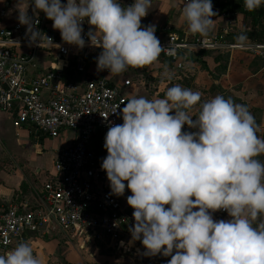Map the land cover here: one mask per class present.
Masks as SVG:
<instances>
[{
	"label": "clouds",
	"instance_id": "1",
	"mask_svg": "<svg viewBox=\"0 0 264 264\" xmlns=\"http://www.w3.org/2000/svg\"><path fill=\"white\" fill-rule=\"evenodd\" d=\"M151 2L122 7L120 0H31L32 14L19 10L17 20L29 46L60 47L37 27L42 11L63 42L82 50L87 36V46L102 49L97 71L118 75L153 64L167 48L155 25H141ZM262 5L244 0L248 11ZM182 12L189 32L202 37L200 47H210L212 0H183ZM85 21L94 26L87 32ZM236 40L245 47L248 37ZM123 105V122L110 123L104 136L100 168L111 195L131 192L129 243L140 241L146 257H170L167 264H264V161L257 158L264 155V139L247 106L222 95L201 103L199 92L179 84L164 98H131ZM196 105L198 114L190 116ZM218 210L230 218L214 219ZM0 264L41 261L29 243L18 242L0 254Z\"/></svg>",
	"mask_w": 264,
	"mask_h": 264
},
{
	"label": "built area",
	"instance_id": "2",
	"mask_svg": "<svg viewBox=\"0 0 264 264\" xmlns=\"http://www.w3.org/2000/svg\"><path fill=\"white\" fill-rule=\"evenodd\" d=\"M132 3L133 0H129L127 5ZM4 18L5 7L0 9V19ZM51 22L42 11L39 13L37 27L60 47L29 46L25 26L18 21L0 26V111L7 114L17 128L32 126L50 137L58 136L64 129H72L76 136L71 145L60 150L54 158L55 171L44 182L41 207L31 208L14 202L0 209V250L4 253L40 232L43 235L77 233L86 242L104 245L119 259L129 261L130 254L143 255L144 251L140 241L129 243L133 208L127 204L125 193L120 197L110 194L106 173L100 168L105 155L93 148L96 134L103 146L109 124L123 122L120 109L129 98L122 92V85L112 81L114 75L107 69L99 71L84 85L65 82L57 68L34 72L31 68L39 52L50 51L59 58L68 59L72 55H82L83 50L86 55L97 57L102 50L87 46V36L82 50L63 42L59 32L47 31ZM89 27L92 26L85 21L84 31ZM155 35L161 47H167L161 55L171 60L177 71L186 69L188 57L202 50H242L264 57V43L246 42L245 47H239L237 42L208 35L210 47L206 49L200 47V35L156 31ZM79 69L83 70L81 66ZM129 84L130 81L125 80L124 85ZM217 215L218 219L230 218L226 210H219ZM150 258L156 261L169 257Z\"/></svg>",
	"mask_w": 264,
	"mask_h": 264
},
{
	"label": "crops",
	"instance_id": "3",
	"mask_svg": "<svg viewBox=\"0 0 264 264\" xmlns=\"http://www.w3.org/2000/svg\"><path fill=\"white\" fill-rule=\"evenodd\" d=\"M26 2L21 5L20 11L24 12L28 8V14H32V5L30 4L31 0H24ZM129 0H120L122 3V7L128 6ZM62 2H66V0H62ZM179 2V4H178ZM159 3L155 7L158 6V13L154 18V25L156 26V32H177L180 34L186 35H197L191 34L189 31L185 30L181 27L177 22L178 20L173 19L169 22L168 26H161V21L164 19L165 15L168 13V10L173 6L177 7V12L180 13V18H184L182 13L183 2L181 0H174V4L163 6V0H152L151 9L153 7L152 4ZM176 3V4H175ZM181 4V5H180ZM9 6V4H7ZM5 7V15H6V6L4 4L0 5V9ZM161 9H163V13L160 14ZM19 14V12H18ZM148 15V14H147ZM141 18L142 27L146 23L145 20L147 18ZM18 21L14 18H4L0 19V26L8 25ZM183 23L186 24L183 20ZM50 28L47 27V31L50 33H58L59 30H55L52 28V22L49 24ZM94 27V26H92ZM60 33V32H59ZM199 36V35H198ZM237 42L236 39L232 40ZM248 42H251L247 40ZM202 52L200 57H196L199 55L198 53ZM200 52L194 53L188 57L189 63L187 65L188 72L192 71V86L191 90L197 88V92L201 94V103L213 98L216 95H222L225 98L231 97L235 103L246 105L248 110L252 115H255V124L256 130L260 133V138H264V131H262L261 126L263 125L264 118V107L258 104H253L251 97L253 95H258L257 100L264 102V80H260L261 75L264 74V62L261 60L260 56H256L250 52L242 51V50H234L231 52H213L202 50ZM96 56L94 54L86 55L84 50L82 51V55L76 56L72 55L68 59L59 58L56 54L50 51L39 52L34 60V67L31 68L34 72H45L49 71L53 68H57L62 72V78L65 82L74 83L76 85H84L85 82L92 77H95L99 74L97 71L96 65ZM72 62H75V65L72 66ZM155 64H159L160 66L156 67ZM59 66V67H58ZM79 66L83 68L81 71ZM184 69V70H186ZM184 70L177 71L173 62L163 55L160 54L159 58L151 65L145 67H128L126 71L114 75L112 77V81L114 83H118L122 85V92L129 98H135V94L133 96L129 95V87L133 84L136 86H141L140 82L142 78H149L150 81L145 80L143 83V87L146 91L151 87L152 81L159 82L160 85L158 87L154 86L155 89H160L163 85L167 83L179 84L181 87H188V79L184 81H179L180 72ZM134 73V76H130V73ZM179 74V76L177 75ZM129 75V76H128ZM168 77H171L169 79ZM176 77V78H174ZM179 77V78H178ZM167 79V80H166ZM125 80H129V85H124ZM185 83L183 85V83ZM260 82H263L261 84ZM258 84V87L262 86L259 90L255 89L252 84ZM170 86V87H171ZM257 87V88H258ZM199 88H204L203 90ZM151 89V88H150ZM190 89V88H189ZM193 91V90H192ZM256 93V94H255ZM151 94V93H150ZM145 97V96H143ZM152 100L158 99L156 94L150 95ZM203 99V100H202ZM258 108V111L253 113L252 109ZM199 111V105L193 106L188 110V114L190 116L197 115ZM4 112L0 111V114ZM5 114V113H4ZM7 115V114H6ZM8 116V115H7ZM9 117V116H8ZM10 118V117H9ZM195 119V117H193ZM260 121L258 122L257 120ZM12 120V119H11ZM188 128L187 125H185ZM17 128V127H16ZM18 130L24 131L28 137H32L36 140L35 146L38 147V150H42L39 156L42 157V153L44 151H49V158L52 161V167L47 168L41 162H38L36 165V177L31 180V183L28 182L27 178H24L23 174H16L17 171L13 174H5L0 176V199L2 201L1 208H6L5 205H9L14 202H20L25 204L31 208H39L41 207V195L43 192L44 182L47 178L55 171L54 168V158L56 154L68 146L71 145L73 140L75 139L76 132L72 129H64L61 133L56 137H46L43 141L39 140V135H33V132H37L35 128L32 126H24L22 128H17ZM191 131V129H188ZM1 139V136H0ZM39 144V145H38ZM24 181L29 183V190L23 192L21 189L24 186ZM15 191H19V194H15ZM219 211V210H218ZM30 239L29 237L27 240ZM0 254H3L0 250ZM135 257L138 256L141 258V254L132 253ZM144 256V255H143ZM151 261V264H160L161 260L153 261L150 257H146ZM167 259H170L167 258ZM132 258L129 260L131 261ZM166 260V259H165ZM140 264H144L141 262Z\"/></svg>",
	"mask_w": 264,
	"mask_h": 264
},
{
	"label": "rangeland",
	"instance_id": "4",
	"mask_svg": "<svg viewBox=\"0 0 264 264\" xmlns=\"http://www.w3.org/2000/svg\"><path fill=\"white\" fill-rule=\"evenodd\" d=\"M173 2L174 0H163V6L174 4ZM218 2L221 3V5L212 3L213 11L216 15L211 17L214 21L209 35H223L225 32L227 33L230 31L241 32L243 30H253V27L251 26V19L246 16L244 9L242 8L243 4L241 5L239 3L240 0H218ZM23 3L26 4L24 0H0V5L4 4L6 6L5 18L17 19L18 12L20 10L19 5L22 6ZM7 4H9V6H7ZM158 4L159 3L152 4L153 7L149 9L144 26L149 24L154 25V18L159 11L158 6H155ZM162 13L163 9H161L159 16ZM181 15L183 16V12ZM173 19L178 20V24L185 30L189 31L188 26L183 23L184 18H180V13L177 12L176 6H173L168 10V13L161 21V26H168L169 22ZM261 60L264 62V57L261 58ZM155 66L159 67L160 65L155 64ZM187 70H189V68L180 72V79L177 80L184 81L185 79H188V87L191 89L192 80L190 79L192 77V71L188 72ZM179 74L177 75L179 76ZM129 75L134 76V73L132 72ZM260 78V80L263 81L264 74L261 75ZM145 80L150 81L149 78L144 77V79L142 78L140 81L142 83L141 86H136L135 83L129 87V95L133 96L135 94V98L145 96L146 99L152 100L150 95L156 94L158 97L164 98L166 90L171 86V83H167L163 85V87H160V89L157 88L156 90L154 86L158 87L160 83L152 81L153 83H151V89L149 88V90L146 91L143 87ZM260 83L263 84V82ZM184 84L185 83H183V85ZM252 85L257 90L262 88V86L258 87V84L256 83L255 85ZM196 89L197 88L192 89L193 92H197ZM199 89L203 90L204 88ZM256 96L258 97V95ZM256 96L253 95V97H251L253 100L252 103L264 107V102L257 100ZM257 121L259 122L260 119ZM261 129L264 131V118ZM0 136V176L13 174L16 170V174H23L24 178H27L28 182L31 183V180L36 177L35 170L38 162L43 163L47 168L52 167V161L49 158L50 152L44 151L39 160L38 155H40L42 150H38V147H34L36 140L31 136L28 137L24 131L18 130L14 126L11 118L4 113L0 114ZM257 158L264 161V155ZM28 182L24 181V186L21 189L23 192H27L29 190ZM125 184H127L126 181ZM16 193L19 194L20 192L15 191V194ZM125 193L131 194L130 190L127 188ZM0 206H4L2 205L1 199ZM5 206L7 207V205ZM217 214L218 211L213 214L214 219H218ZM29 238L30 239L27 240V243L32 246L34 253L39 257L41 264H140L141 262L144 264H151V261L146 259V256L143 255L141 258L131 255L132 260L127 261L125 259H119L118 255L113 251V253H109L112 257H107V247L103 246L104 248H102L101 246L90 244L85 241L83 236L77 233L62 234L54 232L52 235H43V233L40 232L32 234ZM167 260L168 259L161 260L162 262L160 264H167Z\"/></svg>",
	"mask_w": 264,
	"mask_h": 264
},
{
	"label": "trees",
	"instance_id": "5",
	"mask_svg": "<svg viewBox=\"0 0 264 264\" xmlns=\"http://www.w3.org/2000/svg\"><path fill=\"white\" fill-rule=\"evenodd\" d=\"M212 3H216L218 5H221V3L218 2V0H212ZM239 3L241 5L243 4L242 8L244 9L246 16L251 19V26L253 27V30H247V31L243 30L241 32L230 31V32L224 33L223 35L221 34L218 36L232 41V40L236 39L240 34L243 33V34L247 35L248 40L251 42L264 43V5H262L260 8L254 10V11H248L244 7V0H240ZM48 27L50 28V25ZM197 36H198V34H197ZM198 54L199 55L196 56L197 58L200 57L201 54H203V53L200 52ZM71 65L74 66L75 62H72ZM252 110H253L252 112L255 113L258 111V108H254ZM253 116H255V115H253ZM32 134L33 135H39V140H41V141H43L46 137L49 136L48 134L43 133L42 131L33 132ZM256 134L258 137L260 136V133L257 130H256ZM93 148L98 154H100V155L104 154L105 156L107 155L106 149H104L103 146L100 144L99 134H96V136H95ZM125 194H126V196L131 195V194H127V193H125ZM96 246H101L102 248H104L103 247L104 245H101V244H98ZM109 253H113V250L110 248H107V254H108L107 257H112Z\"/></svg>",
	"mask_w": 264,
	"mask_h": 264
},
{
	"label": "water",
	"instance_id": "6",
	"mask_svg": "<svg viewBox=\"0 0 264 264\" xmlns=\"http://www.w3.org/2000/svg\"><path fill=\"white\" fill-rule=\"evenodd\" d=\"M184 129H187V128L184 126V128L182 130H184Z\"/></svg>",
	"mask_w": 264,
	"mask_h": 264
}]
</instances>
